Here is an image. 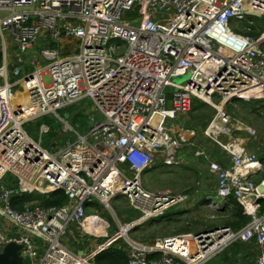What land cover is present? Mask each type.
I'll use <instances>...</instances> for the list:
<instances>
[{
    "label": "built area",
    "instance_id": "2783aa9c",
    "mask_svg": "<svg viewBox=\"0 0 264 264\" xmlns=\"http://www.w3.org/2000/svg\"><path fill=\"white\" fill-rule=\"evenodd\" d=\"M255 18H264V0H0V177L10 172L19 182L15 189L0 185V215L15 229L0 228V251L17 242L32 264H95L97 255L123 238L127 264H205L238 240H254L255 264H264V191L249 181L245 168L255 155L241 138L256 133L229 110L241 100L264 105V29ZM251 25L257 35L249 32ZM65 46L73 52L61 56ZM36 47L38 59L25 73L22 65ZM13 62L12 75H23L14 83ZM185 75V84L173 83L167 91ZM17 86L26 91L24 101H16ZM193 97L215 110L203 130L204 144L195 129L167 124L190 110ZM84 99L103 120L92 117L81 135L58 112ZM46 116H60L61 132L73 131L78 139L60 147L55 140L51 148L57 151L45 147L50 124L40 125L39 139L26 126ZM185 146L216 179L219 203L212 207L235 199L251 221L238 231L221 226L154 242L130 238L139 225L190 199L188 193L153 192L142 181L159 164L188 165L180 156ZM215 147L229 154V167L212 158ZM56 190L69 197L67 205H11L15 194ZM119 195L142 212L137 221L120 224L121 232L90 251L63 244L71 225L102 235L86 230L88 206L99 201L108 207Z\"/></svg>",
    "mask_w": 264,
    "mask_h": 264
},
{
    "label": "rangeland",
    "instance_id": "374dc122",
    "mask_svg": "<svg viewBox=\"0 0 264 264\" xmlns=\"http://www.w3.org/2000/svg\"><path fill=\"white\" fill-rule=\"evenodd\" d=\"M258 28L264 29V18H255L254 23ZM241 26L240 24H238ZM264 32V30L262 31ZM8 41H10V37H8ZM65 43V41H64ZM264 49V46H263ZM14 48L11 47V60L14 59ZM40 50L39 47H36L33 51L29 53L27 56V63L22 65L23 71L25 73H28L31 71V63L35 61V58H33L36 55V59H38V51ZM62 50L68 52L71 51L68 47H60V54L68 55V54H62ZM68 50V51H67ZM73 52V51H71ZM38 65V62L36 61V64L34 68ZM16 66V64L13 62L11 63V66L9 68L10 75L9 80L14 83L15 81H18L21 77H15L12 75V69ZM189 80V75H185L182 77H177L170 83V85L167 87V91H171L173 88V83H175L177 86L179 84H185ZM15 92L18 95L26 94V91L23 87L17 86L15 88ZM196 104V102H194ZM230 106V105H229ZM231 106L234 108L233 110L230 109V112L238 119L243 120L247 126H252L255 130V135L252 136H246L245 132H243L241 135L243 137V140H247L246 144H243V141L241 142L246 149V151L249 153H253L254 155H258L255 158H260V156H264V106L263 103L259 104L257 102L254 103H245L242 101H235L231 104ZM169 107H171V104L169 103ZM66 112V113H65ZM59 114L61 117H63L66 121H68V124L73 127L78 133L81 135H85L88 130L92 127L94 121L100 122L103 120V116L96 110L94 107L92 101L89 99H84L78 103L73 104L71 107L65 108L63 110L59 111ZM79 115L77 120H74L72 118L73 115ZM48 117V116H47ZM52 121L50 124V129L52 127H56V131L60 134V140H56V143L58 144V147L65 146L67 142L74 141L78 139L76 134L73 131H69L67 133H62L60 129L63 128L64 124L62 123V120L60 119V116L57 118L55 116H49ZM94 118V121H92L91 118ZM192 119V122L194 123L195 117L192 116L190 112L179 114L175 119H167L168 126L174 125L176 128H182V127H192L193 123L190 121ZM41 120V119H40ZM39 120V121H40ZM78 122V123H77ZM58 124V125H57ZM171 124V125H170ZM40 127V126H39ZM28 132H30V136L32 135L35 139H39V132H38V124L35 121L30 122L27 125ZM31 132L33 134H31ZM201 135H203V131L200 132ZM199 133V135H200ZM238 135V134H235ZM47 135L43 136L44 143L47 142L46 139ZM248 138H250V142L248 141ZM201 141V136L199 137ZM222 139H225V141H230L231 139L229 137L223 136ZM240 139L238 137H233L231 142L235 145L239 144ZM251 148V149H250ZM58 149H53V151H57ZM182 153L180 154L181 158L183 159H191L189 160V164H180V165H173V166H166L164 164H159L155 168L148 170L143 174L142 181L143 185L148 188L149 190L157 193H169L171 195H184L189 194V201H187L180 206H175L169 210L166 216L164 217H156L151 220L146 221L142 225H139L134 230L130 231L127 235L130 238L144 241V242H150V240L154 239L155 237H159L162 239L172 237L174 235L182 234V233H190V232H198L199 230L206 228L207 230H214L215 228H209L214 227L215 225H218L217 227H221V222L225 219H227V215L223 213L221 210L216 209H209L204 204H200V198L203 194L209 193L213 186H214V180L212 177L205 176L204 179H199L200 177H196L195 175L198 174L204 170L208 171L207 162L204 163L199 158L195 157L193 155L194 149L185 146L182 148ZM216 152V151H215ZM214 152V153H215ZM219 154H212V158L214 159V156L216 158H219V156H224L223 152H219ZM262 162V161H261ZM187 167V168H186ZM209 172V171H208ZM195 174V175H194ZM209 175H211L209 173ZM200 176V175H199ZM10 177L14 176L10 172H5L0 177V185H5L7 187V184L10 181ZM250 178V182L255 184H260L264 182V166L260 167L259 169L255 171H250V175L248 176ZM201 180L202 185L198 186L197 181ZM206 184V190L203 188ZM203 189V190H202ZM212 198V201L214 203H219V198L216 197L214 193L210 194ZM190 203V204H189ZM34 205H37L36 203H32ZM126 207V208H125ZM184 207V208H182ZM103 213L96 212L94 210H91L89 213H97L100 216H103L109 223L110 228L107 227V236H113L116 232H121L120 224L125 226L126 224H131L135 221H137L140 216L142 215V212L139 210L133 208L126 198L123 195H119L116 197L112 202H110V206L103 205L102 206ZM184 209V211H183ZM179 222H175V221ZM193 221L195 224L192 225ZM190 225V226H189ZM187 226L189 229L183 230L179 232L180 228H184ZM216 227V228H217ZM0 228L4 233H11L15 229L12 227L8 221H5V218L0 215ZM105 225L101 226L100 229L102 230L103 234L106 233L105 231ZM69 231L67 234L64 235V243H69V246H76L78 245V242L84 241L88 242L90 245L92 243L101 244L106 240L105 238H96L89 234L84 233L83 231H80V229L77 227V225H71L70 228H68ZM101 234V232H98ZM122 240H119V242H124L123 238ZM67 242V243H66ZM116 245H119L118 243ZM115 245V246H116ZM95 247V246H93ZM223 253V252H222ZM205 264H216L215 261L209 260V262H206Z\"/></svg>",
    "mask_w": 264,
    "mask_h": 264
},
{
    "label": "trees",
    "instance_id": "16d2710c",
    "mask_svg": "<svg viewBox=\"0 0 264 264\" xmlns=\"http://www.w3.org/2000/svg\"><path fill=\"white\" fill-rule=\"evenodd\" d=\"M250 33L257 35V31L254 29V26L251 25L250 26ZM51 46L53 47H58L55 44H52ZM60 48V47H59ZM68 49V47H67ZM68 51V50H67ZM63 54H68V52L62 50ZM242 102L245 103H251L248 101H244L241 100ZM194 102H196V104H194ZM259 104H261V101L257 100L255 101ZM254 103V102H252ZM264 106V105H263ZM231 110H233L234 108L230 105L229 106ZM190 112V114L195 117V122H192V119L190 120L193 123L192 127H187L186 128H193L195 129L198 134L200 132H202L207 125L209 124V122L211 121L213 115L215 114V110L212 106H210L209 104L205 103L204 101L200 100V99H195L192 103V106L190 108V110L188 111ZM66 113V112H65ZM79 117V115H73L72 118L74 120H77ZM50 117H43L41 118V120H37V124H38V129L39 126L43 123H50L55 120H51L50 121ZM78 123V122H77ZM58 125V124H57ZM58 127V126H56ZM56 127H52V129L50 130V132L47 134L46 139L47 142L44 143V146L47 148H51L52 143L55 140H60L59 137V133L58 131H56ZM27 128V126H26ZM27 130H30L29 128H27ZM202 135L200 133L199 137ZM45 142V141H44ZM218 147V146H216ZM214 148L213 153L214 154H219V152H221L220 150H217V148ZM54 149V148H51ZM223 152V151H222ZM223 155L226 156V154L223 152ZM260 159L263 162V166H264V156H260ZM222 164L226 165L228 159H226V157L224 159H220ZM8 188L11 189H15L19 186V182L16 178L10 177V181L7 184ZM205 201H207L205 198L201 201V203L203 204ZM37 202L41 207H51V206H56V207H63L64 205H67L69 203V197L66 195V193L62 190H56L54 192H51L49 194H42L40 192H24L21 194H15L11 197V205L16 208V209H23L24 206L28 203H34ZM230 206L226 207V209H224V211H222L223 213H225L227 215V219L223 220L221 222V225L223 226H227L230 227L232 230L237 231L241 228H243L246 224H248L251 221V216L247 215L244 213L243 207L242 205L236 201L235 199H232L231 203H229ZM96 208L97 212L103 213V209H102V205L98 202H95L94 204V209ZM126 208V207H125ZM261 212H264V201H263V207L261 209ZM175 222H179L178 220ZM192 222V225L195 224L193 221H189ZM190 226V225H189ZM215 225L214 227H210V228H216ZM183 230L188 229L187 226H185L184 228H180L179 232H181ZM254 241V240H253ZM255 242V241H254ZM251 242V243H243V242H236L233 245L229 246V248L227 247L225 249V251H223V253H227V256L225 257V264H236L237 262L240 263V261H245L246 257L243 256V258L240 257V253L243 252L245 253V251H251L250 249L253 248L255 246V243ZM116 243L112 244L108 249L102 251L99 255L96 256L95 259V263L96 264H127L128 263V256L127 253L125 251V244L123 242V244H121L120 246H115ZM83 248V246H81ZM246 262V261H245Z\"/></svg>",
    "mask_w": 264,
    "mask_h": 264
},
{
    "label": "crops",
    "instance_id": "0c3cea01",
    "mask_svg": "<svg viewBox=\"0 0 264 264\" xmlns=\"http://www.w3.org/2000/svg\"><path fill=\"white\" fill-rule=\"evenodd\" d=\"M59 113V112H58ZM199 143H201V144H204L205 142L204 141H200L199 140ZM251 149V148H250ZM217 150H220V148H217ZM213 151L214 150H212V154L214 155V153H213ZM220 151H222V150H220ZM225 154H226V159H228V161H227V164L226 165H224V164H222V162H221V160L220 159H224L225 157L224 156H219V158H216L215 156H214V159H216V160H219L220 161V163L224 166V167H229V165H230V163H231V159H230V157H229V154L226 152V151H223ZM201 161H203L204 163H206V161L204 160V159H202V158H199ZM189 160H191V159H189ZM189 160H188V164H189ZM262 161V160H261ZM187 168V167H186ZM208 168V167H207ZM209 171V170H208ZM208 171H206V170H204L203 172L201 171L200 173H199V175L198 174H194L197 178L198 177H200L199 179H204V181H205V176H207V178L208 177H212L213 178V182H214V186H213V188H212V190L209 192V193H205V194H203L202 195V197L200 198V204H202L201 203V201L205 198L207 201H205L202 205H204V204H206L205 206L207 207V208H209V209H216V210H221L222 208H223V210H221V211H224V209H226V207H228V206H230L229 204L228 205H226V206H223V205H220L219 207H217V208H215V207H212L213 205H214V202L212 201V198L211 197H209L210 196V194H212V193H214V189H215V186H216V179H215V177L211 174V175H209V172ZM198 182H200V185L199 186H201L202 185V182H201V180H199V181H197V184H198ZM205 190H206V184H205V186L203 187ZM203 190V189H202ZM188 201H189V199L187 200V203H188ZM190 204V203H189ZM182 208H184V207H182ZM183 211H184V209H183ZM247 225V224H246ZM191 226H193V225H191ZM217 227V226H216ZM210 228V227H209ZM189 229V228H188ZM211 229V228H210ZM203 230H207L206 228H203V229H201V230H199V231H203ZM240 230V229H239ZM238 231V230H237ZM159 238V237H158ZM157 239V237H155L154 239H152V240H150V242H154L155 240ZM237 242H243V243H246V244H248V243H251V242H254L253 240L252 241H242V240H238ZM114 243H118L119 245H116V246H120L121 244H123L122 243V241L121 242H119V240L118 241H115ZM113 243V244H114ZM234 243H236V242H234ZM234 243H232L231 245H233ZM255 243V242H254ZM125 244V243H124ZM98 245V244H97ZM96 245V243L94 242V243H92L91 245L88 243V242H84V241H79L78 242V245H76V246H72V247H70L69 246V243H67L66 244V246L67 247H69L71 250H73V251H75V252H78V253H82L83 251H90V249H92V248H94L93 246H97ZM112 245V244H111ZM110 245V246H111ZM230 245V246H231ZM81 246H83V248L81 247ZM110 246H108V248L110 247ZM107 248V249H108ZM229 248V247H228ZM251 251H245V253H243V252H241L240 253V257L241 258H243V256H245L246 257V259H245V261H240V263H236V264H255L256 263V259H257V257H258V255H259V250H258V247H257V245H256V243H255V246L253 247V248H251L250 249ZM225 251V250H224ZM127 253V252H126ZM127 256H128V254H127ZM227 256V253H220V254H218L216 257H214V258H212L211 259V261L213 260V261H215L216 262V264H225V257ZM128 259H129V257H128ZM209 262V261H208Z\"/></svg>",
    "mask_w": 264,
    "mask_h": 264
},
{
    "label": "water",
    "instance_id": "95a60500",
    "mask_svg": "<svg viewBox=\"0 0 264 264\" xmlns=\"http://www.w3.org/2000/svg\"><path fill=\"white\" fill-rule=\"evenodd\" d=\"M39 41H41V39ZM169 98H171V96ZM261 189L263 190L262 187ZM221 210H223V208ZM22 248V244L17 242H9L3 248V251L0 252V264H32V259L21 252Z\"/></svg>",
    "mask_w": 264,
    "mask_h": 264
},
{
    "label": "bare ground",
    "instance_id": "6f19581e",
    "mask_svg": "<svg viewBox=\"0 0 264 264\" xmlns=\"http://www.w3.org/2000/svg\"><path fill=\"white\" fill-rule=\"evenodd\" d=\"M26 99V97H24V94L22 95H18V98H16V101H24ZM257 167H262V163L261 161L258 160H252V161H248L247 162V166L245 169H250L251 171H255L254 169ZM101 218L96 216V215H90V217L87 220L86 223V230L90 231V232H101V234H103L102 230L100 229L101 226L105 225V227L108 226V224L102 222V223H98L96 221H100ZM125 232V230L123 231V233ZM100 234V233H98ZM105 235V234H103Z\"/></svg>",
    "mask_w": 264,
    "mask_h": 264
},
{
    "label": "clouds",
    "instance_id": "9594fccd",
    "mask_svg": "<svg viewBox=\"0 0 264 264\" xmlns=\"http://www.w3.org/2000/svg\"><path fill=\"white\" fill-rule=\"evenodd\" d=\"M195 99H199V98H194L193 97V101L195 100ZM200 100H202V99H200ZM202 101H204V100H202ZM205 102V101H204ZM248 102H251V101H248ZM206 103V102H205ZM208 104V103H207ZM210 123V122H209ZM209 125V124H208ZM207 125V126H208ZM184 128H186V127H184ZM207 128V127H206ZM246 134V133H245ZM246 135H248V134H246ZM249 136V135H248ZM250 137V136H249ZM250 138H248V141L250 142ZM258 155H255L254 156V159L253 160H258V161H261V159L260 158H255V157H257ZM262 163V166H263V162H261ZM260 167H257V168H255L254 170H257V169H259ZM247 171L249 172V175H250V169H247ZM259 185V187H260V189H261V187L263 188V190L262 191H264V182H262V183H260V184H258ZM148 189V188H147ZM95 202H98V203H100L99 201H95ZM95 202L92 204V205H90V206H88V210H87V217H90V215H96V216H98V217H100L101 219H103V221H106V223L107 224H109L110 225V223L103 217V216H100L99 214H97V213H93V214H90L89 212L91 211V210H94V211H96L97 212V210H96V208L94 209V204H95ZM101 204V203H100ZM102 205V204H101ZM103 206V205H102ZM100 213V212H99ZM74 226V225H73ZM78 227V226H77ZM108 228H110V227H108ZM80 231H82V229H80ZM106 231V233H105V235H100V236H93V237H96V238H105L106 236H107V229L105 230ZM84 232V231H83ZM84 233H86V234H89L88 232H84ZM67 234V233H66ZM90 235V234H89ZM114 235V234H113ZM92 236V235H91ZM109 239H111V236H108V237H106V240L103 242V243H105L106 241H108ZM63 240H65L64 238H63ZM67 243V242H66ZM103 243H101V244H103ZM114 243V242H113ZM112 243V244H113ZM8 244V243H7ZM6 244V245H7ZM63 244L64 245H66L65 243H64V241H63ZM5 245V246H6ZM4 246V247H5ZM23 246V245H22ZM69 248V247H68ZM23 249V248H22ZM70 249V248H69ZM1 251H3V249L1 250ZM0 251V252H1ZM21 252L22 253H24L22 250H21ZM25 254V253H24ZM27 255V254H26ZM28 256V255H27ZM30 257V256H29ZM31 258V257H30ZM96 264V263H95Z\"/></svg>",
    "mask_w": 264,
    "mask_h": 264
}]
</instances>
